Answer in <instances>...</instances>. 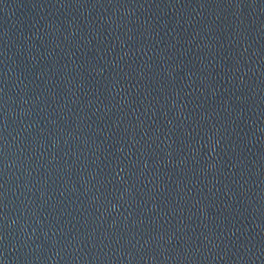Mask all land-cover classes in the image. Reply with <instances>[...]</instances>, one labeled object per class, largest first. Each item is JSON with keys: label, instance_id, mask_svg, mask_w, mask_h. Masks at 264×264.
Returning a JSON list of instances; mask_svg holds the SVG:
<instances>
[{"label": "water", "instance_id": "95a60500", "mask_svg": "<svg viewBox=\"0 0 264 264\" xmlns=\"http://www.w3.org/2000/svg\"><path fill=\"white\" fill-rule=\"evenodd\" d=\"M0 264H264V0H0Z\"/></svg>", "mask_w": 264, "mask_h": 264}]
</instances>
